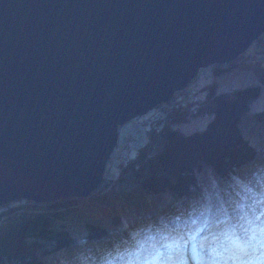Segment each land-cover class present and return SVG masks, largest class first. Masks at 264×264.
I'll return each mask as SVG.
<instances>
[{
    "label": "water",
    "instance_id": "95a60500",
    "mask_svg": "<svg viewBox=\"0 0 264 264\" xmlns=\"http://www.w3.org/2000/svg\"><path fill=\"white\" fill-rule=\"evenodd\" d=\"M264 33V0H0V207L85 197L126 121Z\"/></svg>",
    "mask_w": 264,
    "mask_h": 264
},
{
    "label": "trees",
    "instance_id": "16d2710c",
    "mask_svg": "<svg viewBox=\"0 0 264 264\" xmlns=\"http://www.w3.org/2000/svg\"><path fill=\"white\" fill-rule=\"evenodd\" d=\"M239 58L212 69L249 64L257 82L216 90L211 81L202 99L179 102L143 125L147 139L132 154L124 149L116 162L112 154L102 183L88 196L1 206L0 264H80L118 239L124 220L135 225L178 219L206 202L225 204L236 193L264 187V106L249 111L250 99L264 85V59L247 62L243 53ZM188 114L208 117L188 131L172 125Z\"/></svg>",
    "mask_w": 264,
    "mask_h": 264
},
{
    "label": "clouds",
    "instance_id": "9594fccd",
    "mask_svg": "<svg viewBox=\"0 0 264 264\" xmlns=\"http://www.w3.org/2000/svg\"><path fill=\"white\" fill-rule=\"evenodd\" d=\"M225 204L206 202L178 219L124 220L122 235L80 264H264V187Z\"/></svg>",
    "mask_w": 264,
    "mask_h": 264
},
{
    "label": "rangeland",
    "instance_id": "374dc122",
    "mask_svg": "<svg viewBox=\"0 0 264 264\" xmlns=\"http://www.w3.org/2000/svg\"><path fill=\"white\" fill-rule=\"evenodd\" d=\"M263 37V38H262ZM261 39L264 40V33L261 35ZM261 41V40H259ZM257 42H253L244 52L243 56L244 61H250L252 59L260 57V59H264V51L261 52L260 50H257V47L255 44ZM254 53V55H252ZM237 60H240L238 57ZM203 71V85L202 88L199 91V98L202 99L205 97L207 93V86L211 81H214L216 83V90H224L227 88L239 86L241 84L245 83H251V82H257L259 79L254 75L252 71V66L251 65H246V64H231L230 66L226 68H222L218 73L213 71L212 66L200 68ZM206 84V86H205ZM264 106V85L261 86L260 92L258 95L255 97L251 98L249 101V111H254L259 108H262ZM166 110L162 112V115H160L158 118L159 119L163 116H165ZM208 115L204 114H188L186 118H183L181 120H176L172 123V125L177 126L181 128L183 131H188L194 128H200L203 126L207 119ZM155 120V119H153ZM152 120V121H153ZM150 121V123L152 122ZM133 120L126 121L125 123L121 124V126L118 128V143L117 146L113 152L114 155H116V159L114 160L115 162L124 158V154L126 151L124 149L129 147V153L132 154L134 153L136 147L138 144H140L143 140L147 139V133L143 131L144 128L140 127V129L143 131V134L138 137L140 134H136V138L131 140V142H127L125 140V134L127 131H129L130 127L133 126L132 124ZM122 137V138H121ZM121 138V139H119ZM126 142L128 143V147H122V145H126ZM113 156V155H111ZM111 160H108V162ZM107 162V164H108ZM116 167H109L108 173L109 176H113L115 173Z\"/></svg>",
    "mask_w": 264,
    "mask_h": 264
},
{
    "label": "built area",
    "instance_id": "2783aa9c",
    "mask_svg": "<svg viewBox=\"0 0 264 264\" xmlns=\"http://www.w3.org/2000/svg\"><path fill=\"white\" fill-rule=\"evenodd\" d=\"M259 40H261L259 47L261 50H264V40L261 39L260 37L255 42ZM202 71H203L202 69H199L197 74L188 82V84L183 89L176 91L173 94L172 98L167 103H162L160 105H157L151 110H149L147 113L134 118L132 122L133 126L130 127L129 131H127L124 136L125 140L127 142H131V140L136 138L135 136L136 134L139 133L140 127L150 123V121H152L153 119L158 118L160 115H162V112H164L165 110L167 112L169 108L174 107L179 102L196 101L199 98L198 94L203 85V77H204L203 74L204 73ZM127 142H126V145L123 144L122 147H126L128 145ZM116 157H114L113 161L116 159Z\"/></svg>",
    "mask_w": 264,
    "mask_h": 264
},
{
    "label": "bare ground",
    "instance_id": "6f19581e",
    "mask_svg": "<svg viewBox=\"0 0 264 264\" xmlns=\"http://www.w3.org/2000/svg\"><path fill=\"white\" fill-rule=\"evenodd\" d=\"M258 39H259V38H258ZM258 39H257V40H258ZM255 41H256V40H255ZM159 105H160V104H159Z\"/></svg>",
    "mask_w": 264,
    "mask_h": 264
}]
</instances>
